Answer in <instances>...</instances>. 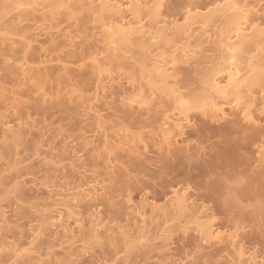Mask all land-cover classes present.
<instances>
[{"label":"rangeland","instance_id":"1","mask_svg":"<svg viewBox=\"0 0 264 264\" xmlns=\"http://www.w3.org/2000/svg\"><path fill=\"white\" fill-rule=\"evenodd\" d=\"M110 1L114 2V0ZM116 1L122 0H115V2ZM242 1L243 0H241V2ZM165 2L166 5L164 4V8L161 11L163 18L165 19L166 17V20L168 19V21L177 20L179 21V24L181 26L184 23L182 22V14L186 13L187 7H196L193 9H197V11H199L207 7L209 8L210 6L212 7V4L215 3L214 0H165ZM246 2L254 6L258 4L259 8L260 0H246ZM199 6L201 7V9ZM4 8V4L0 3V17L4 16L8 11V9H5L6 11L4 13ZM79 12V9H74L71 14L73 16H68L63 11L60 12V14L57 12L59 16H56L55 22L46 18L45 16H42L43 14L40 16L38 14L37 17H32L30 15L28 17L31 19L27 17V21L24 20V23L29 22L31 24L25 23L24 25L23 23L19 26V29L17 28V32H23V30L27 31L26 29H29L36 36L37 43L36 45H33L30 53H28L27 55V59L31 67H34V69L36 70H40V74H42L36 79V82H41L39 89L37 88L35 90V87H33L34 83H30L27 80H24L25 78L23 79L21 72L18 73L19 71H21L19 69V65H22L25 62L24 54L21 51L22 45H19L17 43L15 46L11 47V42H8L9 44L5 42L9 46H7L5 43H0V87H3L4 89L6 87V90L8 91L6 92V94H10L9 97L13 96V93H17L15 94V96H17V99L22 102L21 104L23 105H17L11 108V106H7V104L4 103L5 100H3V97L1 98L0 96V212H6L5 214H7V220L10 222H8L10 227L7 225V223V226H5L3 232H1L0 234V239L2 240V242L7 241V245L4 242V253L1 252L2 257H0V260H15L18 262V264H24L26 260L27 264H34L35 262H40V264H70V262H74V264H113V262H116V264H119L120 261H128L130 262V264H184V262L187 261L190 264V262L194 258L196 261L201 262V264H230L232 260H236L233 248L228 246L229 244L226 242V240L224 242H226L227 245L225 243H221L220 245L214 244L213 246H211L212 244H210V247L208 243V245L206 244V242L204 243V240H202L204 239V235L202 233L200 234V232H197L199 230V227L197 228L198 224L195 221L196 218L201 217L200 219L204 221L202 222L200 220L199 222L207 223V221L209 222L210 217L214 218L216 219V221L214 224H212L215 228L218 229V231H220V233L224 232V230L229 227L230 223V221L225 216V198L229 195V188L231 187V185L229 183H226L225 179L227 178V174L225 176L224 173L226 171L232 172V170H225V168L224 171V167L221 170L222 166L219 167L218 163L214 162L213 159L210 158L212 153L209 147L213 145H219L221 143V136L225 135V133L228 132L230 136L228 133L226 134L231 137L232 142H230L227 147H229L231 151L233 150L232 154L229 153L230 155L228 157L229 159L231 158V164L234 163L236 169L238 170L237 171L236 169H234L236 171H234L236 173L234 179L237 177H245L246 181L248 182V175L255 176L259 171H261V169H264V167H262L260 163L261 157L258 148V144L261 142L260 129L259 127H257V125L260 123V113L258 112V110L255 112L254 118L257 121L256 124L245 125L242 121L243 119L240 116V112L237 109V111L233 110L230 105L228 106V104L226 105L222 101L225 105L224 108L228 115L223 121H213L210 116H205L206 114L204 115L202 110H197L190 115V119L192 120V125L194 127L191 125L192 127L187 130L188 135H186V137L184 138V142H182L181 139L178 138V142L174 143V145L176 144L177 146H179V148L182 146L184 148V146L189 145L190 151L188 152L189 154L187 153V155L191 157L200 156V165L205 166H200L198 168L199 170L195 171L198 172L196 174H201L200 179L198 178V180L196 179V181L193 180V182H188L189 184L192 183L190 184V186L193 187V192L191 191L189 195V203H192L191 206H189L190 208L181 214H178V212L175 211L177 209H174V211H172L171 213V210L176 207H172L169 202L173 198V191L180 187L178 186L177 182L181 180V177L183 175L191 174V172L192 174L194 173L193 170H189L190 168H185L186 171H184V167L188 166V163L184 160V162H181L182 169L181 166L179 167L181 171L179 170V172L177 171L171 176H164L165 174L162 175L165 170H163V168L160 169V166L162 167V165L160 164V154L162 152L160 150L158 151V148L161 146V138H159V135H161L160 128L162 127L161 129L167 130L168 127H166L164 123L165 119L167 118L166 116L172 115L174 116V120H177L178 117L181 118V116L177 115L176 111L174 112V108H172L173 97L171 96V94H166L164 90L160 88L159 91L155 92L157 93L155 95V99L152 100V103L149 106L150 110L152 109L151 112L147 111V109H149L148 107L144 108V110L139 108L138 105L133 106L124 103V99L126 97L131 98L134 95L139 94V87H141L140 90L142 89L145 97L147 98L151 97L149 95H152L151 88H154V86H162V88H166L165 84L160 81V78L157 76L154 71L155 69H153L154 67L152 66L154 63L152 60H154L155 56L157 54H160L161 52L155 49L152 51V53H150L151 55L149 54V52L145 53L141 51L139 52V55H136L134 51L138 54V51L141 50L139 45H141L143 41L140 40V43L137 38V41L134 39L136 41H133L134 46L133 44V47L131 45H128L129 51H131V53L124 54L125 58L123 59L122 57L116 58L119 60L121 58L123 62H121L122 60H116V62H113L115 61V58L111 57V59L113 58V60H111V64L113 63L114 65L111 66L109 65V63L106 68H108V66H111L112 68L110 67V70H112V72H109V69L107 70L108 73L105 74L106 76L104 75L102 80L103 82L101 81V84L100 82H98V77L96 76V74H94L95 71L93 69L90 58L88 59L90 52L92 53V51L94 50L93 53L95 54L98 49L103 48L101 44H98V36L100 30L95 27L100 24L98 23L97 19L95 21L94 18L90 14H88V12H86L85 14H83L84 12H81L82 14ZM13 16L15 17V15ZM9 17L10 15L7 18ZM14 17L13 20H15ZM43 17L44 19H46L44 20ZM7 18L1 20L5 22H1L3 23L2 25L0 24L1 26H5L3 29H6L7 25H9L8 27H10V23H15V21H12L11 18H9L10 20ZM256 18H259L258 15L256 16ZM149 19L150 18L146 19L148 21L147 25L149 24ZM46 20L48 21V24L47 22L45 24L44 21ZM218 21L217 23L215 22V25L217 27L214 25V23H212L211 25L214 28L210 27L208 29L207 27V30L205 28V30L203 31L206 33V31L211 30L212 28V30H215V32H220L219 30L225 28V26H223L225 22L222 20L221 25V22ZM151 22L152 21H150V23ZM32 23L34 24V26H31L33 25ZM41 25H45V28ZM198 29L196 28L197 35L199 34V30L202 31L201 29ZM55 30L58 34L54 32ZM5 32L7 33L8 30ZM208 32L211 36L213 33L215 34L214 31L212 33L210 31ZM3 34L4 32L0 34L1 38L4 37L2 36ZM63 34L65 36L66 34L67 36L68 34L72 36V42L71 40L68 41ZM193 34L195 35L193 36L195 38L194 40L192 39V46L198 47L199 50L201 49L199 53L200 55L197 53L198 56H196L197 54H195V56L198 58H193L189 62L179 61L180 63L176 65V68H173L175 72L173 71L174 73H172L173 76L175 75V73L177 74L172 78V80L170 79V81H168L167 86H172L177 89L180 88L179 92L181 91V93L185 94L184 96L185 98L187 97V99L194 98L195 96L200 99L201 97L206 96L205 89L207 90L209 87H207L208 85L206 83L207 80L205 77L208 75V73L210 74L211 70L214 71L216 69V66L214 65L215 63H217L216 58H219V56H217L219 52L216 51V45H213L214 42L212 43L211 41L215 36H212L211 39V36L208 34V36H210L208 38L209 40H211L209 41L207 38L205 39H207L209 43H205L204 40L199 46L197 45L198 40L195 32H193ZM49 35L52 37H50ZM204 36L207 37V34ZM52 38L55 40L53 41ZM179 38L181 37L179 36L176 39L179 40ZM173 39L175 40V37ZM214 40H216V37ZM189 41L186 44H190L192 42ZM128 46L120 50H124L123 53H125L126 51L128 52ZM137 48L139 50H137ZM120 50L119 53L123 54ZM160 50L162 51L163 49ZM196 50L194 49V51ZM144 53L146 54V56L144 55ZM104 56L106 57H100L102 59L101 61L105 60L109 62V57H107L106 54ZM149 56H151V59L153 57L151 61L149 59ZM145 58L147 60L149 59L148 62H145L147 60L144 61ZM140 59L143 60H141L142 62H144L143 64ZM130 60L134 61L130 63ZM143 65L145 67H143ZM63 66L66 67L65 71L63 70ZM109 73L110 75H108ZM259 74L258 77L260 78ZM109 79L111 82L108 81ZM19 81L21 82L19 83ZM161 83L164 85H161ZM259 85L260 82L258 84V87L255 86L253 88V96L255 93L254 97L256 98L255 104L260 103ZM98 88L99 90H97ZM204 94L205 96H203ZM43 95H47V98H44ZM95 95L97 96L94 97ZM92 97L98 99L94 100V98ZM218 102L220 103V101ZM90 105L91 107H94V111L92 110L93 112L91 111V109L93 108L88 109ZM8 107L9 109H7ZM166 111H168L169 113L167 114ZM96 114L98 115V117L101 116L102 119L104 118L103 120H101L100 117L102 125L104 127L106 125L105 128L101 127L103 132L100 131L101 128L98 129L101 124L100 122H97ZM2 122L11 123L12 126L14 125L13 127L15 130H19L17 125L19 126V123H23L21 126L22 128H20L21 136L23 138L19 143H15V140H13L14 142L11 141L12 139L7 140L5 142L6 144L3 142L6 139H4V135H2L3 133L5 134V132L2 133V131H4L6 127H2V125H4ZM220 126L226 129L225 133H220L221 136L219 134H216L214 136L208 134L210 133L208 131H210L212 128L216 129ZM205 128L206 131L208 130L207 132L204 131ZM194 129H196V131H194ZM234 129L238 130L240 134H242L243 131L247 132V130L254 129V131L256 132V140L251 143L245 142L244 145H240L238 144L239 141L237 140L239 138L236 139L235 135L232 134V130ZM198 131L207 133L209 137L206 138L205 135V139H200L199 136H196ZM119 132L123 135L120 136L124 137H121V139L125 141V136L129 133V138H127L126 142H128L130 146H128L127 144V149L124 147L127 152L118 150V153V151H115L114 155L117 154L118 156L113 155V157L111 155L110 157L112 158L109 161L107 160L108 158H106V152H108L107 150L109 149L106 146L105 138L108 136V140L110 141V143H113L117 140V138L120 139ZM123 133H125V135ZM135 133H144L143 139L145 141L144 143H139V146L137 145L134 147V144H136V142H134V144H131L129 141L135 135ZM192 133H194L195 135ZM106 134L108 135L106 136ZM111 135L113 136L111 137ZM111 138L113 141L111 140ZM197 139L200 141H198ZM2 142L4 143V145L2 144ZM15 144H18V146H15ZM131 145L133 146L131 147ZM143 145L148 146L147 150H142L144 149ZM206 146L207 151L204 150V147ZM129 149L134 154L131 153ZM191 150L194 151L192 152ZM196 152H198V154ZM187 155H185L186 157H184L185 160L186 158H188ZM235 158H237L238 160ZM138 162H142V164ZM111 163L112 165H110ZM71 164L73 166H71ZM136 164L143 165L147 169V171L145 168L144 173H141V169H138L137 171L136 168H134V166L137 167ZM234 164L232 166H234ZM117 165L118 167H116ZM206 165H208L210 168ZM162 170L163 172L160 173ZM182 171H184L186 174H184ZM187 171L190 172L187 173ZM127 173L130 176L127 175ZM154 173H158L159 175H156ZM238 173H243V175L239 176L237 175ZM24 174L25 177H23ZM209 174H214L218 178H222L217 180V185L215 188L217 189V191L215 190V192L219 197L216 196V193L213 194L214 198L212 201H209V199L203 200L202 197L196 196L197 192H200V190H198L200 186L207 187L206 180L208 177L207 175ZM118 175H120V177L123 175L124 179L121 177V182L118 179ZM172 176L174 179L170 178ZM223 176L226 178H224ZM129 178L130 180L132 179L131 181L129 180L131 183L127 181ZM163 178H165V180ZM201 178L203 179V181H201ZM136 179L138 180L135 182ZM222 181H224L225 183ZM128 182L129 184H136L135 186L137 187V190H135V192H127V189H125V187H127ZM138 182L139 184H137ZM161 183L165 185L164 188H162ZM188 183L184 182V184L181 183V185L186 187L189 185ZM82 184H87V189L90 188V186L88 185L92 184V187L96 186V188L98 189L97 199L83 201L82 204H79L78 207H81L78 208V210L77 208H74L75 212L79 211L75 213V216L77 215V217L73 216V218L69 217L68 219V216H64L66 217L64 218V223H58L59 226L57 227H53L50 225L48 226V224L45 222L47 216L50 215L48 217H51L53 213L57 212V208L56 206H54V204H57V201L55 200H58L59 203L61 202V198H59L57 194L66 192L64 195H67V191H70L72 193L73 189L71 190L70 187L74 188L73 191L75 193L76 187ZM141 184L145 185L142 187ZM246 184L244 183L242 185L244 186ZM63 187H66L65 190H67L64 191ZM100 187L102 190L100 189ZM236 189L237 187L232 189V191L236 193ZM201 193L203 192L201 191ZM256 193L260 195L261 190ZM61 194L58 195L61 197ZM257 194L255 195L256 198L253 197L248 200H254L258 202L259 198ZM129 197L132 200H130ZM206 200H208L209 202ZM92 204L93 207H91ZM154 207H156V209ZM55 208L56 210L54 211ZM139 210L146 213V223L143 222V218L139 215ZM195 210H197L198 212ZM51 212L52 214H49ZM64 213L67 214V212ZM205 213L207 214L205 215ZM93 214L95 217L93 216ZM55 215H57V213ZM96 217L98 219L101 218L99 220H102L100 222H102L101 228L103 229L99 228L98 237L93 238L92 234H90L89 236L88 234L92 233L91 230H93V223H91L90 220H92L93 218L97 219ZM76 218L82 219V221L79 220L80 224L81 222L83 224V231L81 230L82 232L77 231V228H79L80 230V227H77L80 225H78V223L76 224V221H78V219ZM248 219V221L243 220L242 230L240 232V240H242L241 242L244 243L243 245L245 249H251L250 251H254L259 259L264 258L261 256V253H264V229H262L261 227L259 210L257 209L254 213H252ZM10 220H12L13 222ZM60 224H62L63 226L66 225L65 227L67 229L72 227L73 230L70 228V231H74L75 236H72L71 233L69 234L70 236L68 235V237H65L67 236V234L64 236L65 231L63 230V226ZM221 224H223V228L220 227ZM67 225L69 228L67 227ZM42 226H44V228ZM117 227L119 229H117ZM108 228L109 230H107ZM139 228L140 230H138ZM121 229H123L124 231L122 232ZM119 230L121 232H118ZM36 233H39V235L37 236L38 238L36 237V240H38H35L36 242L33 244L32 240ZM127 233L129 234L127 235ZM122 234H125L130 240L134 242H144L136 243L135 247L129 250L126 246V236ZM40 235H42V237H40ZM90 236H92V238ZM69 237H71L72 239ZM73 237H76L77 240ZM163 239L165 240V242ZM171 241L172 243H170ZM14 244H17L18 247L20 246L21 250L31 245V252L24 254L25 257L24 255H20L21 257H16V259H13V253L11 252L14 248L11 247H17V245L14 246ZM215 245L217 247H215ZM160 251L162 252V254ZM10 257L12 258L10 259ZM36 257H38V259H36ZM24 258L26 259L24 260Z\"/></svg>","mask_w":264,"mask_h":264},{"label":"bare ground","instance_id":"2","mask_svg":"<svg viewBox=\"0 0 264 264\" xmlns=\"http://www.w3.org/2000/svg\"><path fill=\"white\" fill-rule=\"evenodd\" d=\"M215 2V3H214ZM214 4H216V3H224V0H214ZM231 2H236V0H231ZM242 2H245L244 0L242 1ZM0 3H2V4H4V6H5V8H4V13H5V9H8V11L6 12V14L4 15V16H1L0 17V24L2 25L3 23H1V22H4V21H1L2 19H5V18H7L9 15H10V17L9 18H11L12 19V21H15V23L13 22V23H10V27H8L9 25H7V27H6V29H3L5 26H1L0 25V34L1 33H3L4 32V34L2 35V36H4V37H2L1 38V36H0V43L1 44H4L5 42H11V47H13V46H15L17 43L20 45H22L21 47H22V52H23V54H24V64H22V65H19L20 67H19V69L21 70V71H19L18 73H20L21 72V75L23 76V79L24 80H27L28 82H32V83H34L33 84V87H35V90L38 88L39 89V87H40V83L41 82H39V81H37L36 82V79L39 77V76H41L42 74H40L41 72H40V70H36V69H34V67L32 68L31 67V65L29 64V61H28V59H27V55H28V53H30V50L32 49V47H33V45H36V43H37V39H36V36H35V34L34 33H32L31 32V30H29V29H26L27 31H25V30H23V32L21 31V32H17L18 31V29H19V26L21 25V24H23L24 23V20L25 21H27V17L28 16H32V17H37L38 16V14H39V16L40 15H42V16H45L46 18H48V19H50V20H53L54 22H55V18H56V16L58 15L57 14V12L60 14V12H64V13H66V15H68V16H73V15H71L72 14V11L74 10V9H79L80 10V12L79 13H81V12H84L83 14H85L86 12H88V14H90L93 18H94V20L96 21V19H97V21H98V23L100 24V25H98V26H95L96 28H98L99 30H100V33H99V40H98V44H101L102 46H103V48L101 49L100 47V49H98V46H97V49H98V51L94 54L93 52H94V50L92 51V53L90 52V54H89V56H88V59L90 58V60H91V63H92V65H93V69H94V74H96V76L98 77L97 79H98V82H100L101 83V81L103 80V77H104V75L106 74V73H108V71L109 72H112V70H110V67L112 66V65H114L113 63L111 64V60H113V58H115L114 60L115 61H113V62H116V60L117 61H120V60H122L123 58H125V56H124V54H127V53H131V51H129V46L131 45L132 46V44L134 43L133 41H135L136 40V38H137V40H139V42L141 43V41H143V43L141 44V45H139V47H140V49L141 50H139L138 48H137V50H139L138 51V54H137V52H135L134 51V53H136V55H139L140 53V51L141 52H149V54L150 53H152V51L153 50H159L160 52V54H157L156 56H155V54H154V56H155V58H154V60H152L153 59V57H152V59H151V56H149L150 58V61L152 60L153 62V69H155L154 71H155V73L157 74V76L160 78V81L162 82V83H164L165 84V86H166V88H162V86H154V88H151V91H152V95L150 94L149 96H155L157 93H155L156 91H159L160 90V88L162 89V90H164V92L166 93V94H171V96L173 97V107L172 108H174V112H175V109H176V103H177V93L179 94V95H181V96H183L184 98H185V94H183V93H181V91L179 92V90H180V88L179 89H177V88H174V87H168L167 85V83H168V81H170V79L172 80V78L177 74V73H175V75L173 76V74L172 73H174L175 71L173 70V68H176V65L177 64H179L180 62H189L191 59H195V58H198V57H196V56H198V54L200 53V50L198 49V47H195V46H192V43H193V41H192V39L194 40V38L195 37H193V36H195L194 34H193V32H195V34H196V28L198 29L199 27V29H201L202 31H200L199 29V34L200 33H202V34H196V37H197V40H198V44L197 45H201V43H202V41H204L205 40V43L206 42H208L207 41V39L209 40V38L208 37H210L211 35H210V33L208 32V31H210L211 33L214 31L215 32V30H212V28H214L211 24L212 23H214V25H215V22L217 23V21L218 20H221V21H218V22H221V25H222V20L225 22V24L223 25V26H225V28H223L222 30H219L220 32H215V34L213 35L212 34V36H215L216 37V40H214L215 39V37H214V39H212V36H211V41H212V43H213V45L215 44L216 46H215V48H217V52H219V54L217 55V56H219V58L217 59L216 57V60H213V61H216L217 63H215V65L214 66H216V69L213 71V70H211L210 71V74L208 73V75L205 77L206 78V80H207V87H209L207 90L205 89V94H206V96H205V94L203 95V96H205V97H201L200 99L198 98V97H194V98H191V99H188V100H190V101H194V102H196V104H197V107L200 109V110H202L203 111V113H204V115L205 116H210L211 117V119L213 120V121H216V122H219V121H223V120H225L226 119V117L228 116L227 115V113H226V111H225V105L223 104V102L227 105L228 104V106L230 105V107H232V109L233 110H238L239 112H240V116H241V118L243 119V113L241 112V110H240V106L238 105V106H236V107H233V105L236 103L235 102V99H231L230 101H226L223 97H221V96H219L218 95V90L219 89H223L224 88V86L225 85H227L228 84V81H229V79H231L232 77H233V75H234V73L235 72H239L240 74H241V76H240V80H243V79H245V77H246V75H247V73H248V71H249V64H251V66H252V68L253 69H255V74H254V76H252V77H248V79L250 80V81H253L254 82V85H253V88L256 86V87H258V84H259V82H260V78L258 77V74L260 73V67H261V62H262V58H264V37H262L261 35H260V33H259V30H257L256 32H254V33H250V34H248L246 31H241L240 32V35H239V37H237L236 36V32L239 30L238 29V26H237V21L234 19V17H233V14L229 11V9L227 8V7H225L224 9H215L213 12H211V13H208L207 12V8H204L203 10L201 9V7H200V9L201 10H199V11H197V9H193V15L191 16V17H188V14H187V11H186V13L185 14H182L181 16H182V19L183 18H185V17H187L188 18V23L187 24H185L184 25V23L182 24V26L179 24V21H177V20H172V21H168V19L166 20V17H165V19H164V23H166L169 27L167 28V29H160V27H159V25L158 24H155V23H153V22H151L150 23V21H152V20H150L149 19V24L147 25V23H148V21L146 20L147 18H150V17H152L153 16V14H154V12L156 11V9H155V5H157V4H160V5H162V7L160 8V14L162 15V13H161V11H162V9L164 8V4L166 3L165 2V0H122V1H116L115 2V0H114V2H112V1H110V0H0ZM20 3H23V4H32V5H37L36 7H32V8H23V9H17L16 7H15V5H17V4H20ZM212 3V2H211ZM258 3V2H257ZM61 4H71L73 7L71 8V10H69V9H65V8H61V7H59ZM104 5L103 7L101 6V5ZM214 4H212V5H214ZM255 4V3H254ZM128 5H133V8L132 9H129V7H128ZM166 5V4H165ZM257 8H258V4L257 5H255ZM198 7V8H199ZM204 7H205V5H204ZM211 7V6H210ZM166 8V7H165ZM192 8H196V7H192ZM202 8H203V6H202ZM206 9V10H205ZM146 10V11H145ZM76 11V10H75ZM17 12V13H16ZM77 12V11H76ZM144 12H147V13H144ZM13 13H15V14H13ZM74 14V13H73ZM82 14V13H81ZM98 14H99V19H98ZM146 14V15H145ZM13 15H15V17L13 16ZM166 15V14H165ZM254 16H257V14L256 13H254L253 14ZM12 16V17H11ZM59 16V15H58ZM13 17H14V19L15 20H13ZM91 17V18H92ZM178 17V16H177ZM176 17V18H177ZM9 18H7V19H9ZM29 18V17H28ZM40 18V17H39ZM45 18V19H46ZM141 18H143V19H141ZM172 18V17H171ZM29 19H31V18H29ZM43 19H44V17H43ZM44 19V20H45ZM107 20L108 21V23H109V26H111L112 28H113V32H112V34H108V33H105L104 31H103V28L101 27V21H103V20ZM218 19V20H217ZM257 19H259V18H257ZM10 20V19H9ZM93 20V21H94ZM145 20L147 21V23H144L145 22ZM180 20H181V18H180ZM11 22V21H10ZM45 22V24H46V22H47V24H48V21L46 20V21H44ZM182 22H183V20H182ZM5 23V22H4ZM18 23V24H17ZM26 23V22H25ZM25 23H24V25H25ZM29 23V22H28ZM28 23H26V24H28ZM51 23H53V22H51ZM94 23V22H93ZM97 23V24H98ZM139 23H144V28H140V27H138L137 25L139 24ZM8 24V23H7ZM14 24V25H13ZM15 24H16V26H15ZM29 24H31V23H29ZM33 24V23H32ZM96 24V25H97ZM181 26H179V25ZM220 24V23H219ZM218 24V25H219ZM23 25V26H24ZM37 25V24H36ZM27 26V25H26ZM29 26V25H28ZM31 26H34V24L33 25H31ZM42 26V25H41ZM44 26V28H45V25H43ZM42 26V27H43ZM49 26H50V24H49ZM197 26V27H196ZM199 26V27H198ZM216 26V25H215ZM36 27V26H35ZM95 27H94V29H95ZM207 27H208V29L210 28V27H212L211 28V30H208V31H206V33L203 31V30H205V28H206V30H207ZM217 27V26H216ZM215 27V28H216ZM220 27V26H219ZM18 28V29H17ZM24 28V27H23ZM58 28V27H57ZM42 29V28H41ZM49 29V28H48ZM54 29V28H53ZM52 29V30H53ZM98 29H97V31H98ZM145 29H147V31H145ZM219 29V28H218ZM221 29V28H220ZM8 30V32L6 33L5 31H7ZM20 30H21V28H20ZM19 30V31H20ZM32 30H34V29H32ZM57 30V29H56ZM56 30L54 31V32H56ZM63 30V29H62ZM125 30H127V34H128V36H130V39H125L124 37H125ZM197 30V31H198ZM49 31V30H48ZM160 31H163L165 34H164V36L162 37V38H158V36H157V33L158 32H160ZM36 32H37V30H36ZM53 32V33H54ZM68 32V31H67ZM204 32V33H203ZM208 32V33H207ZM69 33V32H68ZM6 34V35H5ZM44 34V33H43ZM46 34V33H45ZM56 34H58L57 32H56ZM60 34V33H59ZM62 34V33H61ZM98 34V33H97ZM206 35L207 34V37L206 36H204V35ZM208 34L210 35V36H208ZM64 35V34H63ZM171 35H172V37H171ZM50 36V35H49ZM61 36V35H60ZM65 36V35H64ZM181 37V38H179V40L178 39H176V38H178V37ZM50 37H52V36H50ZM66 39L68 40V41H70L71 40V37L72 36H70L69 34H68V36H67V34H66ZM175 37V40L173 39ZM193 37V38H192ZM15 38H17V39H15ZM54 38V37H53ZM52 38V40L54 41L55 39H53ZM64 38V37H63ZM74 38V37H73ZM72 38V39H73ZM205 38H207V39H205ZM60 39H62V38H60ZM135 39V40H134ZM189 39H190V41H189ZM95 40V39H94ZM136 40V41H137ZM141 40V41H140ZM154 40L156 41V42H154ZM172 40H174V41H172ZM176 40H178V41H176ZM209 40V41H210ZM214 40V41H213ZM135 41V42H136ZM184 41H186V42H184ZM188 41L189 42H191L190 44H186V43H188ZM216 41V42H215ZM48 42V41H47ZM71 42H72V40H71ZM70 42V43H71ZM91 42V41H90ZM96 42V41H95ZM196 42V41H195ZM194 42V43H195ZM7 43H5L6 45H7ZM8 43V44H9ZM63 43V42H62ZM69 43V44H70ZM85 43V42H84ZM92 43V42H91ZM197 43V42H196ZM200 43V44H199ZM204 43V42H203ZM209 43V42H208ZM0 44V45H1ZM68 44V43H67ZM72 44V43H71ZM70 44V45H71ZM74 45H75V43H74ZM129 45V46H128ZM196 45V46H197ZM203 45V44H202ZM210 45H211V43H210ZM7 46H9V45H7ZM69 46V45H68ZM72 46V45H71ZM77 46V45H76ZM80 46V45H79ZM101 46V47H102ZM126 46H128V52L126 51L125 53H123V51H121L120 49H122V48H125ZM133 46H134V44H133ZM132 46V47H133ZM192 46V47H191ZM131 47V48H132ZM195 47V48H194ZM204 47V46H203ZM72 48V47H71ZM96 48V47H95ZM94 48V49H95ZM197 51H194V49ZM234 49L235 50V57H236V64L235 65H233V64H231L229 61H230V59H231V57H232V55H233V52L232 51H229V49ZM11 49V48H10ZM160 49H163L162 51L160 50ZM96 50V49H95ZM100 50V51H99ZM119 50L123 53V54H121V53H119ZM131 50V49H130ZM133 50V49H132ZM205 51V50H204ZM213 51V50H212ZM156 52H158V51H156ZM210 52H211V50H210ZM217 52H216V54H217ZM254 52H257V53H254ZM25 53H27L26 55H25ZM107 55V57H109L108 58V60H110L109 62H107V61H105L104 59V61H101L102 59L100 58L101 56L102 57H106V56H104L105 54ZM133 53V52H132ZM144 53V55L146 56V54ZM154 53V52H153ZM198 53V54H197ZM203 53V52H202ZM201 53V54H202ZM259 53V54H258ZM142 54V53H141ZM148 54V53H147ZM195 54H197L196 56H195ZM254 54V55H253ZM257 54V55H256ZM131 55V54H130ZM151 55V54H150ZM200 55V54H199ZM141 56V55H140ZM148 56V55H147ZM195 56V57H194ZM111 57H113L112 59H111ZM119 57H122V59L120 58V60L119 59H116V58H119ZM128 57H130V56H128ZM137 57V56H136ZM206 57V56H205ZM40 58V57H39ZM135 58V57H134ZM138 58V57H137ZM148 58V57H147ZM200 58V57H199ZM131 59V58H130ZM133 59V58H132ZM143 59V58H142ZM142 59H140V61L142 60ZM148 59V60H149ZM207 59V58H206ZM136 60V59H135ZM137 60H139V59H137ZM145 60H147L146 58L144 59V61ZM148 60L147 61H145V62H148ZM131 61V60H130ZM129 61V62H130ZM132 61H134V60H132ZM132 61L130 62V63H132ZM143 61V60H142ZM141 61V62H142ZM180 61V62H179ZM121 62H123V60L121 61ZM125 62V61H124ZM192 62V61H191ZM42 63V62H41ZM110 63V64H109ZM144 62H142V64H143ZM150 63V62H149ZM39 64V63H38ZM111 65V66H108V68H106V66L107 65ZM147 64V63H146ZM40 65V64H39ZM44 65V64H43ZM151 65V64H150ZM66 66V65H65ZM65 66H63L62 68H63V70L65 71V69H66V67ZM148 66H149V64H148ZM46 67V66H45ZM143 67H145L144 65H143ZM112 68V67H111ZM18 69V70H19ZM39 69V68H38ZM109 69V70H108ZM108 70V71H107ZM172 70V71H171ZM170 71H171V73H170ZM174 71V72H173ZM29 74H31V75H29ZM108 75H110V73L108 74ZM112 75V74H111ZM260 75V74H259ZM18 76H19V74H18ZM44 76V75H43ZM106 76V75H105ZM116 76V75H115ZM45 77H46V75H45ZM117 77V76H116ZM119 77V76H118ZM18 78V77H17ZM16 78V79H17ZM20 78V77H19ZM48 78V77H47ZM21 79V78H20ZM46 79V78H45ZM114 79V78H113ZM132 79V78H131ZM22 80V79H21ZM69 81H71V80H69ZM97 81V80H96ZM108 81H110V79L108 80ZM113 81V80H112ZM131 81V80H130ZM16 82H17V80H16ZM21 81H19V83H20ZM25 82V81H24ZM103 82V81H102ZM105 82V81H104ZM111 82V81H110ZM174 82V81H173ZM161 83V85H164V84H162ZM179 83V82H178ZM18 84V83H17ZM102 84V83H101ZM238 84H239V81H234L233 82V85H232V88L231 89H229V91L231 92L232 91V89H234V88H236L237 86H238ZM21 85V84H20ZM105 85V84H104ZM25 86V85H24ZM23 86V87H24ZM164 86V87H165ZM175 86V85H174ZM176 86H178V85H176ZM260 86V85H259ZM26 87V86H25ZM42 87V86H41ZM206 87V88H207ZM18 88V87H17ZM101 88H103V87H101ZM105 88H107V87H105ZM140 88L141 87H139V93L142 91V89L140 90ZM253 88H252V96L250 97V99L253 101V103H255L256 102V98L254 97L255 96V93H254V96H253ZM12 89V88H11ZM97 90H99V88L97 89ZM101 90H103V89H101ZM105 90V89H104ZM40 91V90H39ZM6 92H8L7 90H6V87H5V89L3 88V87H0V96H1V98L3 97V100H5L4 101V103H6L7 104V106L9 105V106H11V108L12 107H15V106H19V105H22L21 103L22 102H20L18 99H17V96H15V94H17V93H13V96H11V97H9L10 96V94L8 95V94H6ZM96 92V91H95ZM260 92V91H259ZM45 93V92H44ZM43 93V94H44ZM209 93V94H208ZM44 96V98H47L46 96L47 95H43ZM97 95H95L94 97H96ZM16 97V98H15ZM94 97H92V98H94ZM151 97H149V98H151ZM260 97V96H259ZM19 98V97H18ZM22 99V98H21ZM98 98H94V100H97ZM185 99H187V97L185 98ZM259 99V98H258ZM260 100V99H259ZM218 101H220V103L218 102ZM223 101V102H222ZM20 102V103H19ZM94 102V101H93ZM96 102V101H95ZM222 102V103H221ZM24 103V102H23ZM98 103V102H97ZM213 104H215L216 105V107H218V108H220L221 109V113H214L213 112V110H212V105ZM231 104H232V106H231ZM257 104H259V103H257ZM89 105V104H88ZM23 106V105H22ZM94 106V105H93ZM17 108V107H16ZM91 108H93V109H91ZM140 108V107H139ZM138 108V109H139ZM147 108V107H146ZM149 108V107H148ZM171 108V109H172ZM1 109V108H0ZM7 109H9V107L7 108ZM88 109H91V111L93 110L94 111V107H91V105H90V107H88ZM231 109V108H230ZM145 110V109H144ZM152 110V109H151ZM151 110H150V108L149 109H147V111L148 112H151ZM236 110V111H237ZM92 111V112H93ZM97 111V110H96ZM143 111V110H142ZM195 111H197V110H195ZM195 111H191V112H189V113H187V115L186 116H182V115H180L178 112H177V115H179V116H181V118H177V120H174V116H166L165 118V126L166 127H168L167 128V130L166 129H161L160 128V134L161 135H159V138H161V142H160V147L158 148V151L160 150L161 152V154H160V159H161V161H160V164L162 165V167L160 166V169L161 168H163V170H165L164 172H163V170L160 172V173H162V175H164V176H166V175H172V174H175L177 171L179 172V170L181 171V169H182V166H181V162H187L186 164L188 165V166H186V167H184V169L185 168H190L189 170H193L194 171V173L192 174V172H191V174H186L184 171H186V169L184 170V171H182L184 174H186V175H183L182 177H181V180L180 181H178L177 182V184H178V186H180L179 188H177V189H175L174 191H173V198L171 199V201L169 202L170 204H171V206L172 207H176V208H173L172 210H171V213H172V211H174V209H177V210H175L176 212H178V214H181V213H183L184 211H186L187 209H189L190 207L189 206H191V204L189 203L190 201V192L193 190H191V191H189V192H187L186 194H185V189L186 188H188L189 186H190V184H192V183H188V182H193V180H195L196 181V179L198 180V178L200 179V177H201V174H196V173H198V172H195V171H197V170H199L198 168L201 166L200 164H201V157L199 158V157H191V156H188L187 155V153L190 151L189 150V145L188 146H184V148H183V146L182 147H180L179 148V146H177L176 144L174 145V143H177L178 142V138L179 139H181V141L182 142H184L183 140H184V138L186 137V135H188V132H187V130L188 129H190L193 125V123H192V120L190 119V115L192 114V113H194ZM6 112V111H5ZM87 112H90V111H87ZM167 112V114L169 113L168 111H166ZM259 112V111H258ZM97 113V112H96ZM100 113V112H99ZM88 114V113H87ZM95 114V113H94ZM98 114V113H97ZM96 114V115H97ZM239 114V113H238ZM4 115V114H3ZM95 115V116H96ZM203 115V116H204ZM259 115V114H258ZM95 116H94V118H95ZM10 117V116H9ZM98 115L96 116V119H97V122H100V127L98 128V129H100L101 127L103 128L104 126L102 125V121H100V117H98ZM4 118V117H3ZM22 118V117H21ZM209 118V117H208ZM7 119H8V117H7ZM95 119V120H96ZM99 119V120H98ZM104 119V118H103ZM102 119V117H101V120H103ZM255 119V118H254ZM3 120V119H2ZM6 120V119H5ZM12 120V119H11ZM11 120H10V122H11ZM243 121V120H242ZM104 122V121H103ZM257 122V121H256ZM3 123V122H2ZM15 123V122H14ZM4 125H2V127L4 126V128H5V130L4 131H2V133L3 132H5V134L3 133L2 135H4V139H6L5 141H3L4 143L7 141V140H9V139H12L11 141H13V140H15L16 142L15 143H19L20 141H21V139L23 138L22 136H21V131H20V128H22L21 126H22V124H20L19 123V126L17 125V127L19 128V130H15L14 129V125L12 126L11 125V123H9V122H4L3 123ZM104 124V123H103ZM192 125V126H191ZM16 126V125H15ZM29 126V125H28ZM98 126H99V123H98ZM97 126V127H98ZM105 127H106V125H105ZM104 127V128H105ZM194 127V126H193ZM3 128V129H4ZM102 128L100 129V131H102ZM164 128V127H163ZM203 128V127H202ZM17 129V128H16ZM204 129V128H203ZM210 130V129H209ZM225 130V131H224ZM18 131V132H17ZM99 131V130H98ZM108 131V130H107ZM194 131H196V129H194ZM205 132H207L206 131V128H205V130H204ZM103 132V131H102ZM121 132V131H120ZM120 132H119V137H120V139L119 138H117V140L116 141H114L113 143L111 142L110 143V141L108 140L109 139V137L107 136L108 134H106V138H105V140H106V146H107V148L109 149V150H107L108 152H106V158H108L107 160H111V158L112 157H110L111 155L113 156L114 154H115V151H125V152H127V150H125L124 149V147L126 148L127 147V144H128V146H130L129 145V143L128 142H126L127 141V138H129V133L125 136V139H126V141L125 140H122L121 139V137L123 136L122 134H120ZM192 132V131H191ZM205 132H203V131H198L197 132V135L196 136H199V138L200 139H205V135H206V138H208L209 136H208V134H210V135H212V136H214V135H216V134H219L220 135V133H225L226 132V129L224 128V127H222V126H220V127H217L216 129L214 128H212L210 131H208V132H210V133H205ZM190 133V132H189ZM226 133H228V132H226ZM225 133V135H223V136H221V143L219 144V145H213V146H211V147H209L210 148V151H211V153H212V155L210 156V158L211 159H213V161L214 162H216V163H218V166L219 167H221V170H222V168H223V170L225 169V170H232V172L231 171H226L224 174H225V176H226V174H227V178L226 177H224V178H226L225 180L226 181H228L229 179H234V177H235V175H236V171L234 170V169H236V167H235V164L234 163H232L231 164V158L229 159V155L230 154H232V152H233V150L231 151V149L229 148V147H227V145H229L230 144V142H232L231 140V137H229L230 136V134H229V136L227 135ZM115 134V133H114ZM124 135H125V133H123ZM144 133H139V134H136L135 133V135L132 137V136H130V137H132L131 138V140L129 141L131 144L133 143L134 144V142H136V144H134V147L135 146H137L139 143H144V135H143ZM157 134V133H156ZM192 134H194V133H192ZM232 134L233 135H235V137H236V139L237 138H239V139H237L238 141H239V143L238 144H240V145H244L245 144V142H249V143H251V142H254L255 140H256V132L254 131V129H250V130H247V132L245 131H243L242 132V134H240L239 133V131L238 130H232ZM120 135H122V136H120ZM190 135V134H189ZM195 135V134H194ZM113 135H111V137H112ZM219 136V137H220ZM2 137V136H1ZM104 137H105V133H104ZM116 137V136H115ZM118 137V136H117ZM156 137V136H155ZM114 138V137H113ZM122 138H124V137H122ZM3 139V140H4ZM116 139V138H115ZM158 139V138H157ZM156 139V140H157ZM111 140H112V138H111ZM198 140V139H197ZM208 140H210V139H208ZM11 141H9V142H11ZM113 141V140H112ZM125 141V142H124ZM132 141V142H131ZM159 141V140H158ZM198 141H200V140H198ZM2 142V144L4 145V143ZM8 142V143H9ZM14 142V141H13ZM103 142H104V140H103ZM90 143V142H89ZM88 143V144H89ZM147 143V142H146ZM181 143V142H180ZM190 143V142H189ZM203 143V142H202ZM1 144V145H2ZM6 144V143H5ZM104 144V143H103ZM163 144V145H162ZM188 144V143H187ZM191 144V143H190ZM226 144V145H225ZM2 145V146H3ZM140 145V144H139ZM138 145V146H139ZM148 145V144H147ZM147 145H143L144 147V149H142V150H147ZM225 145V146H224ZM15 146H18V144L16 145L15 144ZM133 145H131V147H132ZM175 146H177V147H175ZM130 147V148H131ZM133 147V148H134ZM186 147V148H185ZM17 148V147H16ZM94 148V147H93ZM141 148V147H140ZM199 148V147H198ZM205 148V147H204ZM127 149V148H126ZM183 149H185V150H183ZM203 149V148H202ZM234 149V148H233ZM130 150V149H129ZM200 150V149H199ZM96 151V150H95ZM106 151V150H105ZM104 151V152H105ZM119 151H118V153H119ZM131 151V150H130ZM192 151V150H191ZM194 151V150H193ZM192 151V152H193ZM140 152V151H139ZM145 152V151H144ZM124 153V152H123ZM131 153H133L132 151H131ZM197 154H198V152H196ZM230 153V154H229ZM129 154H130V152H129ZM128 154V155H129ZM134 154V153H133ZM189 154V153H188ZM191 154H194V153H191ZM200 154V153H199ZM117 155V154H116ZM116 155H114V156H116ZM185 155H187L188 156V158H186V160L184 159V157H186ZM205 155V154H204ZM242 155V154H241ZM243 155H244V153H243ZM73 156V155H72ZM113 156V157H114ZM118 156V155H117ZM126 156H127V154H126ZM193 156V155H192ZM198 156V155H197ZM235 156V155H234ZM124 157V156H123ZM139 157V156H138ZM206 157V156H205ZM231 157V156H230ZM237 157V156H236ZM72 158V157H71ZM70 158V159H71ZM131 158V157H130ZM244 158V157H243ZM120 159V158H119ZM121 159H122V156H121ZM132 159V158H131ZM138 159V158H137ZM136 159V160H137ZM141 159V158H140ZM210 159V160H211ZM235 159H237V158H235ZM76 160H78V159H76ZM184 160V161H183ZM202 160H204V159H202ZM238 160V159H237ZM119 161V160H118ZM218 161V162H217ZM233 161H235V160H233ZM240 161H242V160H240ZM245 161V160H244ZM73 162V161H72ZM75 162V161H74ZM116 162V161H115ZM203 162H206V161H203ZM208 162V161H207ZM110 163V162H109ZM138 163H141L142 164V162H138ZM213 163V162H212ZM248 163V162H247ZM118 164V163H117ZM135 164V163H134ZM141 164H136L137 165V167H135L134 166V168H136V170L138 171V169H141L142 170V172L141 173H144L145 172V167L143 166V165H141ZM158 164V163H157ZM183 164V163H182ZM186 164H184V165H186ZM203 164V163H202ZM205 164V163H204ZM208 164V163H207ZM214 164V163H213ZM234 164V166H232ZM75 165V164H74ZM110 165H112V163L110 164ZM211 165V164H210ZM217 165V164H216ZM71 166H73L72 164H71ZM115 166V165H114ZM139 166V167H138ZM181 166V169H179V167ZM203 166H205V165H203ZM203 166H201V167H203ZM206 166H208V165H206ZM217 166V167H218ZM241 166V165H240ZM77 167V166H76ZM116 167H118V165L116 166ZM159 167V166H158ZM209 167V166H208ZM215 167V166H214ZM218 167V168H219ZM234 167V168H233ZM239 167V166H238ZM244 167V166H243ZM82 168V167H81ZM110 168V167H109ZM120 168V167H119ZM145 168V169H144ZM210 168V167H209ZM113 169V168H112ZM115 169H117V168H115ZM203 169V168H202ZM201 169V170H202ZM213 169V168H212ZM239 169V168H238ZM188 170V169H187ZM224 170V171H225ZM237 170V169H236ZM134 171H135V169H134ZM146 171H147V169H146ZM160 171V170H159ZM204 171H206V170H204ZM212 171V170H211ZM235 171V172H234ZM238 171V170H237ZM241 171H242V168H241ZM3 172V171H2ZM190 171H187V173H189ZM4 173V172H3ZM130 173V172H129ZM204 173V172H203ZM208 173H209V171H208ZM213 173V172H212ZM139 174V173H138ZM154 174H156V173H154ZM158 174V173H157ZM156 174V175H157ZM222 174V173H221ZM223 174V175H224ZM246 174V173H245ZM125 175V174H124ZM127 175H129L128 173H127ZM141 175V174H140ZM150 175V174H149ZM159 175V174H158ZM161 175V174H160ZM179 175V174H178ZM177 175V176H178ZM203 175V174H202ZM237 175H239V176H241V175H243V173H238ZM247 175V174H246ZM245 175V176H246ZM0 176H1V174H0ZM21 176V175H20ZM119 176V180H120V178L122 177L123 178V175L120 177V175H118ZM130 176V175H129ZM128 176V177H129ZM154 176V175H153ZM176 176V177H177ZM180 176V175H179ZM205 176V175H204ZM208 176V175H207ZM23 177H25V174H24V176ZM125 177V176H124ZM160 177V176H159ZM168 177V176H167ZM135 178V177H134ZM158 178V177H157ZM166 178V177H165ZM165 178H163L164 180H165ZM170 178H173V176L172 177H170ZM248 182H246L245 184L246 185H239L238 187H237V189L235 190V194L236 195H238V196H240V197H242V198H246V199H250V198H256L255 197V195L257 194L256 192H258L259 190H261V192H262V190H264V169H261V171H259L258 173H257V175H255V176H249L248 175ZM19 179H21V178H19ZM124 179V178H123ZM174 179V178H173ZM180 179V178H179ZM202 179V178H201ZM220 179H222V178H220ZM95 180H96V178H95ZM130 180V178L127 180V181H129ZM132 180V179H131ZM130 180V181H131ZM138 179H136L135 180V182L137 181ZM140 180V179H139ZM160 180V179H159ZM158 180V181H159ZM170 180V179H169ZM178 180V179H177ZM206 180V179H205ZM204 180V181H205ZM224 180V181H225ZM118 181V180H117ZM129 181V182H130ZM155 181V180H154ZM194 181V182H195ZM201 181H203V179L201 180ZM224 181H222V182H224ZM20 182V181H19ZM120 182H121V180H120ZM124 182V181H123ZM129 182L127 183V187H125V189H127V192H135V190H137V187L135 186L136 184L134 183V185L133 184H129ZM133 182H134V179H133ZM174 182V181H173ZM176 182V181H175ZM184 182H187L189 185L188 186H182L181 185V183H183L184 184ZM197 182H199V181H197ZM15 183V182H14ZM131 183V182H130ZM140 183H141V181H140ZM167 183V182H166ZM172 183V182H171ZM196 183V182H195ZM217 183V182H216ZM218 183H219V181H218ZM220 183H221V181H220ZM225 183V182H224ZM227 183V182H226ZM20 184V183H19ZM137 184H139V182L137 183ZM162 184V183H161ZM169 184V183H168ZM194 184V183H193ZM206 184H207V180H206ZM51 185V184H50ZM142 185V187L145 185V184H141ZM170 185V184H169ZM174 185V184H173ZM203 185V184H202ZM217 185V184H216ZM216 185H215V187H213L212 188V190H208V187H199V189L198 190H200V192L198 193L197 192V197H202L203 198V200L204 199H209V201H212L213 200V194H215L216 192H215V190L217 191V189H215L216 188ZM16 186H18V185H16ZM57 186V185H56ZM63 186V185H62ZM88 186H90V188L89 189H87L88 187H87V184L85 185H78L77 187H76V192L74 193V188H71L70 187V189L72 190V193L70 192V191H67L68 193H67V195H64L66 192H62V194L61 193H58L59 195L61 194L62 196L60 197L58 194H57V196L59 197V198H61V202L59 203L58 202V200H55V201H57L56 203L57 204H54V206H56V208H57V215H55L56 213H53V215L51 216V217H48V216H50V215H48L47 216V218H46V220H45V222L48 224V226L50 225V226H53V227H57V226H59V224L58 223H64V218H66V217H64V216H68V219H69V217L71 218H73V216L74 217H77V215L75 216V213L76 212H79V211H74V208H77V210H78V208H80V207H78L79 206V204H82V202L83 201H87V200H95V199H97V196H98V189L96 188V186L95 187H92V184L91 185H88ZM138 186H140V185H138ZM164 186L165 185H163L162 184V188H164ZM206 186V185H205ZM18 187H20V186H18ZM53 187V186H52ZM54 187H55V184H54ZM61 187V186H60ZM87 187V188H86ZM99 187V186H98ZM148 187V186H147ZM47 188V187H46ZM64 188V191H66L65 190V188L66 187H63ZM62 188V189H63ZM103 188V187H102ZM146 188V187H145ZM170 188H172V187H170ZM169 188V189H170ZM193 188V187H192ZM219 188H220V186H219ZM239 188V189H238ZM18 189V188H17ZM16 189V190H17ZM53 189V188H52ZM55 189V188H54ZM100 189H101V187H100ZM141 189V188H140ZM159 189V188H158ZM16 190H14V191H16ZM69 190V189H68ZM102 190V189H101ZM173 190V189H172ZM139 191V190H138ZM137 191V192H138ZM145 191V190H144ZM150 191V190H149ZM169 191V190H168ZM201 191L203 192V193H201ZM53 192H55V191H53ZM129 192V193H130ZM193 192V191H192ZM149 193V192H148ZM196 193V192H195ZM201 193V194H200ZM199 194V195H198ZM101 195V194H100ZM129 196H130V194H129ZM147 196V195H146ZM215 196V195H214ZM216 196H217V193H216ZM257 196H258V198L260 197V195L259 194H257ZM217 197H219V196H217ZM129 199H130V197H129ZM147 199V198H146ZM200 199V198H199ZM222 199V198H221ZM130 200H132V199H130ZM146 201V200H145ZM193 201V200H192ZM206 201H208V200H206ZM208 201V202H209ZM214 201H215V199H214ZM195 202V201H194ZM204 202V201H203ZM95 203V202H94ZM167 203V202H166ZM103 204V203H102ZM95 205V204H94ZM144 205H145V203H144ZM54 206H52V207H54ZM91 207H93V204H92V206ZM96 207V206H95ZM99 207V206H98ZM153 207V206H152ZM169 207V206H168ZM194 207V206H193ZM223 207V206H222ZM221 207V208H222ZM56 208L54 209V211L56 210ZM155 209H156V207H154ZM205 208V207H204ZM62 209H63V211L64 212H67V214L66 213H64L63 211H62ZM137 209H139V208H137ZM143 209H144V206H143ZM158 209V208H157ZM195 209V208H194ZM207 209V208H206ZM2 210V209H1ZM40 210V209H39ZM43 210V209H42ZM45 210V209H44ZM136 210V209H135ZM142 210V209H141ZM141 210H139L138 211V213H139V215L143 218V222L144 223H146V221H145V216H146V213L145 212H141ZM154 210V209H153ZM54 211H52V212H54ZM144 211V210H143ZM164 211V210H163ZM195 211H197V210H195ZM52 212L51 213H49V214H52ZM165 212V211H164ZM194 212V211H193ZM198 212V211H197ZM6 212H3V211H1L0 212V234H1V232H3V230H4V228H5V226H9V221L7 220V217H6V215L7 214H5ZM64 213V214H63ZM187 213V212H186ZM196 213V212H195ZM200 213V212H199ZM45 214V213H44ZM66 214V215H65ZM79 214V213H78ZM177 214V213H176ZM193 214V213H192ZM207 213H205V215H206ZM211 214V213H210ZM9 215V214H8ZM197 215V214H196ZM200 215V214H199ZM40 216V215H39ZM43 216H45V215H43ZM83 216V215H82ZM93 216H94V214H93ZM192 216V215H191ZM195 216V215H194ZM193 216V217H194ZM204 216V215H203ZM243 216V215H242ZM11 217V216H10ZM95 217V216H94ZM192 217V218H193ZM196 217V216H195ZM207 217V216H206ZM210 217V216H209ZM208 217V218H209ZM80 218H81V216H80ZM78 219V218H76V219H78V221H76V220H74V221H76V224L78 223V225H80V226H77V225H75V226H77V227H80V230H79V228H77L78 230L77 231H80V232H82L83 230H82V227H83V224H82V222H81V224H80V221H82V219ZM97 218V217H96ZM201 218V217H200ZM199 217L198 218H196V223L198 224V226H197V228L199 229H197L198 231V233L200 232V234L202 233L204 236V239H202V240H204V243L206 242V244L208 243L209 244V246H210V244H212L211 246H213L214 244H216V245H220L221 243H225L226 244V242L229 244L228 246H230V247H232L233 248V244L235 243V244H239V245H242L243 247H244V243H242L241 241L242 240H240V237H241V234L239 233L238 234V236L235 238V240H233L232 238H230L229 236H225V235H221V236H217L216 235V233H220V231H218V229L217 228H215L214 227V223L211 225V227H205V225L208 223V221H207V223H200L199 221L201 220ZM203 218V217H202ZM45 219V218H44ZM94 219V218H93ZM92 219V220H93ZM99 219H101V218H99ZM98 218L97 219H94L93 221L92 220H90L91 221V223H93L92 224V228H93V230H91V232L92 233H87L88 234V236L90 235V234H92V236H93V238L94 237H98V230H99V228H101V226H102V222H100V221H102V220H99ZM210 219V218H209ZM80 220V221H79ZM105 220V219H104ZM208 220V219H207ZM242 220H243V217H242ZM249 220V219H248ZM247 220V221H248ZM10 221H12V220H10ZM42 221H43V219H42ZM202 221V220H201ZM204 221V220H203ZM202 221V222H203ZM215 221H216V219H215ZM9 222V223H8ZM13 222V221H12ZM193 222V221H192ZM8 223V224H7ZM83 223H84V221H83ZM152 223V222H151ZM7 224V225H6ZM12 224V223H11ZM58 224V225H57ZM149 224V223H148ZM217 224V223H216ZM43 225H45V224H43ZM60 225H62V224H60ZM150 225V224H149ZM63 226V225H62ZM66 226V225H65ZM65 226H63V230L65 231V234H64V236L67 234V236H65V237H68V235L69 234H71L72 233V236H75L74 235V231H70V228L72 229V227H68V225H67V227L69 228V229H67ZM10 227V226H9ZM8 227V228H9ZM43 228H44V226H42ZM151 227V226H150ZM106 228V227H105ZM111 228V227H110ZM147 228V227H146ZM145 228V229H146ZM7 229V228H6ZM83 229H85V228H83ZM101 229H103V228H101ZM117 229H119L118 227H117ZM117 229H115V230H117ZM8 230V229H7ZM33 230H34V228H33ZM44 230V229H43ZM54 230V229H53ZM73 230V229H72ZM82 230V231H81ZM107 230H109V228L107 229ZM127 230H128V228H127ZM138 230H140V228L138 229ZM224 230V229H223ZM11 231V230H10ZM36 231V230H35ZM61 231H62V229H61ZM105 231V230H104ZM38 232V231H37ZM118 232H121L120 230L118 231ZM127 232V231H126ZM149 232V231H148ZM7 233H8V231H7ZM142 233V232H141ZM37 234V233H36ZM129 233H127V235H128ZM8 235V234H7ZM34 235V234H33ZM122 235H125V234H122ZM170 235V234H169ZM70 236V235H69ZM81 236V235H80ZM92 236H90L91 238H92ZM126 236V235H125ZM142 236V235H141ZM201 236V235H200ZM31 237V236H30ZM40 237H42V235H40ZM127 237V236H126ZM162 237V236H161ZM10 238V237H9ZM38 238V237H37ZM69 238H71V237H69ZM73 238H75L76 239V237H73ZM157 238V237H156ZM166 238V237H165ZM72 239V238H71ZM70 239V240H71ZM170 239V238H169ZM10 240V239H9ZM38 240V239H37ZM36 240V241H37ZM69 240V241H70ZM77 240V239H76ZM164 240V239H163ZM201 240V239H200ZM226 240V242H224ZM4 241V240H3ZM33 241V240H32ZM35 241V242H36ZM65 241V240H64ZM167 241V240H166ZM169 241V240H168ZM5 242V241H4ZM4 242H2V240L0 239V249H2V251H0V257H2L1 256V252H3L4 250H3V245H4ZM7 242V241H6ZM6 242H5V244H6ZM71 242V241H70ZM81 242V241H80ZM164 242H165V240H164ZM66 243V242H65ZM75 243V242H74ZM73 243V244H74ZM82 243V242H81ZM170 243H172V241L170 242ZM203 243V242H202ZM27 244V243H26ZM72 244V245H73ZM163 244V243H162ZM207 244V245H208ZM7 245V244H6ZM15 245H17V244H14V246ZM30 245V244H29ZM205 245V244H204ZM215 245V247H217ZM227 245V244H226ZM5 246V245H4ZM28 246V245H27ZM210 246V247H211ZM225 246V245H224ZM223 246V247H224ZM228 246H226V247H228ZM7 247H9V246H7ZM25 247V246H24ZM33 247V246H32ZM72 247V246H71ZM161 247V246H160ZM165 247V246H164ZM209 247V248H210ZM11 248H14L13 250L12 249H10V250H12V252L11 253H13V259L15 258L16 259V257L17 258H19V257H21L20 255H18L17 254V250H19L20 252H23V249L21 250V247L19 246L18 247V245H17V247L15 248V247H11ZM26 248H28V247H26ZM159 248V247H158ZM170 248V247H169ZM201 248V247H200ZM231 248V249H232ZM245 248V247H244ZM25 249V248H24ZM35 249V248H34ZM157 249V248H156ZM167 249V248H166ZM224 249V248H223ZM6 250V249H5ZM229 250V249H228ZM234 250V249H233ZM251 250V249H250ZM155 251V250H154ZM226 251V250H225ZM7 252V251H6ZM29 252H31V249H30V251ZM90 252V251H89ZM149 252V251H148ZM161 252V251H160ZM165 252V251H164ZM223 252V251H222ZM230 252V251H229ZM233 252V251H232ZM4 253V252H3ZM85 253V252H84ZM150 253V252H149ZM27 254V253H26ZM30 254V253H29ZM158 254H160V253H158ZM161 254H162V252H161ZM4 255V254H3ZM117 255V254H116ZM150 255V254H149ZM247 255V254H246ZM257 255V254H256ZM255 255V258L258 260L259 258H258V256H256ZM33 256V255H32ZM37 256V255H36ZM39 256V255H38ZM84 256V255H83ZM147 256V255H146ZM234 256V255H233ZM12 257H10V259L12 258ZM24 257H25V255H24ZM27 257V256H26ZM35 257V256H34ZM76 257V256H75ZM115 257V256H114ZM144 257V256H143ZM235 257H236V259H239V257H237L236 255H235ZM28 258H29V256H28ZM40 258V257H39ZM148 258V257H147ZM261 258V257H260ZM20 259H23V258H20ZM26 258H24V260H25ZM35 259V258H34ZM36 259H38V257H36ZM145 259V258H144ZM231 259V258H230ZM6 260V259H5ZM29 260V259H28ZM232 260V259H231ZM235 260V259H234ZM1 261V260H0ZM13 261V260H12ZM15 261V260H14ZM27 261V260H26ZM31 261V260H30ZM33 262V261H32ZM31 262V263H32ZM37 262H39V261H37ZM34 263V262H33ZM34 264H40V262L39 263H34ZM107 264V263H106ZM231 264V263H230Z\"/></svg>","mask_w":264,"mask_h":264},{"label":"snow or ice","instance_id":"3","mask_svg":"<svg viewBox=\"0 0 264 264\" xmlns=\"http://www.w3.org/2000/svg\"><path fill=\"white\" fill-rule=\"evenodd\" d=\"M37 5L32 4H17L15 7L17 9L23 8H32ZM104 6L103 4L101 5ZM59 7L69 9L73 7L71 4H61ZM129 9L133 8V5H128ZM156 11L153 16L150 17L153 23L158 24L160 29H167L169 26L164 23V18L160 14V8L162 5L157 4L154 6ZM227 7L229 11L233 14L234 19L237 21L238 31L236 32V36L239 37L241 31H246L248 34L254 33L259 30V33L262 37H264V0H260L259 8L254 5H250L246 2H241V0H236V2H231V0H224V3H216L212 7L207 8V12L211 13L215 9H224ZM188 17H191L193 13L192 7H187L186 9ZM256 13L259 19L256 18L253 14ZM99 19V14H98ZM143 19V18H141ZM184 24L188 23V18H183ZM144 23H147L145 21ZM144 23H139L137 26L140 28H144ZM101 27L103 31L108 34H112L113 28L109 26L108 21L105 19L101 21ZM147 31V29H145ZM164 32L160 31L157 33L158 38H162L164 36ZM125 39H130V36L127 34V30H125ZM154 42H156L154 40ZM229 51L233 52V55L230 59V63L236 64L235 50L229 49ZM27 53H25L26 55ZM255 74V69L252 68L251 64H249V71L245 77V79L240 80L241 74L237 71L234 73L233 77L229 79L228 84L224 86L223 89L218 90V95L223 97L226 101H230L231 99H235V104L233 107L240 106V110L243 113V122L245 125L256 124V120L254 119L255 112L258 110L260 113L259 120L260 123L257 125L260 129L261 133V142L258 144L260 157H261V166L264 167V58H262L261 67H260V103L259 105L253 103L250 99L252 96V88L254 85L253 81H250L248 77H252ZM239 81V84L236 88L232 89L230 92L229 89L232 88L233 82ZM155 99V96H152L151 99L145 97L144 92L141 91L138 95H134L131 98H125L124 103L139 106L141 109L149 107L152 103V100ZM195 110H200L197 107L196 102L185 99L183 96L177 93V103L175 111L178 112L182 116H186L187 113ZM212 110L214 113H221V109L216 107L215 104L212 105ZM207 151V146L204 149ZM220 179L214 174H209L207 177V187L208 190H212L215 187L217 180ZM231 185L229 188V195L225 198V216L230 221L229 227L224 230L222 233H216L219 237L221 235H226L235 240L238 234L242 230L243 220H247L249 216L254 213L257 209L259 210V218L262 229H264V190H262L259 201L244 199L238 195H236L232 189L238 187L241 184L246 183L245 177H237L235 179H229L226 181ZM192 190V186H189L185 189V194ZM243 214V220H242ZM215 223V219H209V222L205 225V227H211V224ZM223 228V224L220 225ZM123 232L124 230L121 229ZM39 233L35 234L33 237V244L35 243L36 237ZM126 246L130 250L135 247L136 243H143L144 241L134 242L130 240L128 237H125ZM31 245L28 248L23 249V252L17 250L18 255H24L29 252ZM234 254L239 257V259L232 260L231 264H264V258L257 260L255 258V252L245 249L242 245L233 244ZM2 251V249H0ZM247 254V255H246ZM261 256L264 257V253H261ZM0 264H18L17 261H0ZM27 264V261L24 262ZM70 264H74V262H70ZM116 264V262H113ZM119 264H130L128 261H120ZM184 264H189V262H184ZM190 264H201V262L196 261L194 258L190 262Z\"/></svg>","mask_w":264,"mask_h":264}]
</instances>
